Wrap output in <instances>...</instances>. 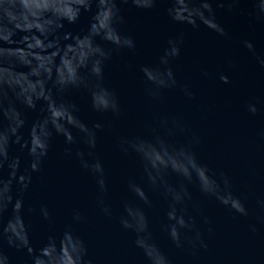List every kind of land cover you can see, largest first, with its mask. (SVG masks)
<instances>
[{
    "label": "clouds",
    "instance_id": "clouds-1",
    "mask_svg": "<svg viewBox=\"0 0 264 264\" xmlns=\"http://www.w3.org/2000/svg\"><path fill=\"white\" fill-rule=\"evenodd\" d=\"M120 2H131L136 8L150 10L158 0ZM217 2L220 7L227 4L232 11L241 0ZM246 2L251 5L250 18L264 23V0ZM188 4L189 0H172L173 6L167 10L169 16L177 23L193 27L203 23L221 36L228 35L215 19L212 0H201L195 9ZM94 7L85 33L62 31L65 22L76 23L82 12H92ZM124 23L118 0H0V241L6 239L11 247L26 248L32 264H93L85 240L71 225L59 236L49 235L37 250L32 247L23 224L24 194L32 185L33 175L42 171L54 134L64 136L69 145L77 142L73 130L80 134L88 151H77L75 156L95 180L96 208L132 234V243L146 257L147 264H172L158 245L152 228L151 214L157 211H162L164 217L159 224L160 232L176 248L208 247L197 217L191 214L192 186L202 197L215 198L234 213L249 214L244 201L233 192L230 177L200 159L197 152L200 138L189 134L179 118L165 114L155 115L143 125V131L117 138L120 152L135 158L137 174L125 179L128 195L120 201L119 213L109 202L105 167L95 152L97 130L105 126L97 123L89 127L75 115L76 105L63 97L72 89L86 90L95 111L111 113L117 119L122 117L119 95L105 84V67L124 50L133 53L137 50L134 36L120 30ZM242 43L255 53L252 41ZM184 45V33L170 37L158 63L140 67L145 94L153 103H162L166 90L180 89L187 97H194L190 88L181 85L176 76L175 65ZM260 63L264 66V60ZM25 68L28 70L24 71ZM220 79L230 83L227 75H221ZM41 102L45 105L41 109L42 116L32 124L25 139L21 130L26 120L21 109H36ZM248 111L255 115L259 109L249 104ZM12 144L27 149L30 158L27 167H22L20 156L10 154ZM65 155H72L71 148L65 149ZM5 168L7 178L3 176ZM174 176L177 182H173ZM14 186L18 195L14 194ZM154 197L163 201L162 210ZM10 206L14 215L4 224V214ZM41 213L44 219L51 220L46 206L41 207ZM73 220L88 223L87 216L79 209L73 211ZM204 223L211 225L210 218L205 217ZM208 231H212L211 227ZM0 264H10L2 245Z\"/></svg>",
    "mask_w": 264,
    "mask_h": 264
},
{
    "label": "water",
    "instance_id": "water-1",
    "mask_svg": "<svg viewBox=\"0 0 264 264\" xmlns=\"http://www.w3.org/2000/svg\"><path fill=\"white\" fill-rule=\"evenodd\" d=\"M200 3L201 0H189L188 6L195 9ZM212 3L215 19L227 36H221L203 23L199 27L177 23L167 11L173 6L172 0H158L150 10L118 0L125 19L120 30L134 36L137 42L135 53L124 50L105 67V84L119 95L122 117L117 119L111 113L95 111L90 94L83 89H72L63 99L76 105L75 115L89 127L97 123L105 126L97 130L95 152L105 167L109 202L117 213L120 201L128 195L126 177L137 174L135 158L120 152L117 138L143 131V125L158 114L179 118L189 134L200 138L197 148L200 159L230 177L233 192L244 201L249 214L234 213L215 198L202 197L192 186L191 214L197 217L208 247L176 248L159 230L164 218L162 211L151 214L158 245L172 264H264V66L260 63L264 60V23L250 18L251 5L246 0H241L232 11L227 4L220 7L217 0ZM94 12L95 7L92 12H82L76 23L65 22L62 31L85 33ZM180 33L185 34V45L175 65L176 76L194 97H187L180 89L166 90L164 101L153 103L145 94L140 67L157 64L167 40ZM244 40L253 42L255 53L244 47ZM16 43H20L19 36ZM221 75H227L230 83L221 81ZM249 104L259 109L255 115L248 111ZM44 106L41 102L36 109H21L26 120L21 130L25 139L32 124L41 118ZM73 134L77 142L71 145L64 136L53 135L43 169L33 175L32 185L24 194L23 224L32 247L39 250L49 235L59 236L71 225L85 240L93 264H147L146 257L133 245L132 234L96 208L95 180L75 156L77 151L87 153L88 149L76 130ZM66 148H71V156L65 155ZM10 154L20 156L22 167H27L30 160L27 149L12 144ZM3 176L7 178V168ZM172 180L177 182L178 178L174 176ZM13 191L18 195L15 186ZM154 199L162 210L163 201ZM42 206L48 208L50 221L44 219ZM75 209L87 216L88 223L73 220ZM13 215L10 206L4 214V224ZM205 217L210 218L211 225L204 223ZM0 245L10 264H32L26 248L11 247L6 239Z\"/></svg>",
    "mask_w": 264,
    "mask_h": 264
}]
</instances>
